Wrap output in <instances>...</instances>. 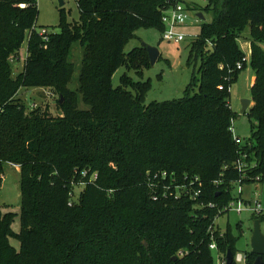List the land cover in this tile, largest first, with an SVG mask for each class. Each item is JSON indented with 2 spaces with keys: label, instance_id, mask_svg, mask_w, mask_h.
I'll return each mask as SVG.
<instances>
[{
  "label": "trees",
  "instance_id": "trees-1",
  "mask_svg": "<svg viewBox=\"0 0 264 264\" xmlns=\"http://www.w3.org/2000/svg\"><path fill=\"white\" fill-rule=\"evenodd\" d=\"M75 1L78 21L62 20L58 32L41 34L37 0H0V186L6 163L20 167V229L11 227L13 210H0V264H215L209 226L232 198L234 182L264 183V0H206L201 11L210 21L201 22L190 44L187 64L199 63L183 97L148 104L149 79L124 73L113 87L112 75L125 66L142 77L147 51L125 54L126 42L141 27L162 33V10L182 0ZM25 40L23 69L12 78L9 58ZM240 41L250 44L255 76L246 143H236L229 130ZM75 43L82 48L86 108L66 87ZM45 85L65 99L58 101L61 114H27L18 89ZM238 158L256 166L241 176ZM83 171L86 183L69 205ZM162 171L179 183L198 179L201 194L163 197L155 187ZM92 174L97 178L89 182ZM212 232L221 253L237 252L230 230ZM178 250L186 254L175 256ZM245 252L252 264L256 255Z\"/></svg>",
  "mask_w": 264,
  "mask_h": 264
},
{
  "label": "rangeland",
  "instance_id": "rangeland-1",
  "mask_svg": "<svg viewBox=\"0 0 264 264\" xmlns=\"http://www.w3.org/2000/svg\"><path fill=\"white\" fill-rule=\"evenodd\" d=\"M185 3L188 18L184 25L179 26L185 39L181 42H173L162 39L161 31L153 27H141L135 31V36L128 39L124 46V53L136 47H140L143 43L156 46L159 51V57L148 68L143 69L142 77L138 76L135 71L127 70L125 66L117 68L112 75V85L117 87L121 84L120 78L124 73L130 75L135 81L150 80L149 89L144 97L146 104L152 101H166L183 97L186 88L188 87L194 64L197 67L199 61H193L190 65L187 64L190 44L200 33L201 22L210 21V15L204 14V19H200L197 14L202 13L201 9L206 5V0H182ZM38 17L37 25L42 26L40 31L58 32V25L62 20L73 22L79 20V13L75 0H63V5L59 6L57 0H37ZM163 14V10H162ZM162 17V16H161ZM244 41H240L241 49L245 55L246 63L238 73L237 79L229 86L230 91V106L235 112L232 125L234 135L239 137L242 143H246L250 137V120L247 112H241V100L251 99L250 87L252 86V70L249 62V47ZM247 42V41H246ZM27 40H25L19 50L18 56H11L9 63L11 65V77L16 75L23 69L24 60L26 57ZM264 49V45H263ZM69 61L72 63L73 71L70 81L67 83V89L72 91L77 96V105L80 108H86L87 105L83 102L82 93L79 89L80 80L79 72L81 69V54L82 48L79 43H75L70 51ZM198 76L197 73H195ZM16 97L25 105V112L28 114L36 108L47 111L52 115L61 114L58 108V101L61 99L60 93L51 85L41 87H20ZM63 98V97H62ZM64 99V98H63ZM65 100V99H64ZM64 102V101H63ZM250 107V104L246 108ZM253 121V120H252ZM244 153V152H243ZM20 167L12 163L4 165V174L2 175V183L0 186V210L7 208L13 210L14 216L11 227L15 233L20 229ZM250 181H257V176L248 178ZM83 186L78 182L73 183V193L71 202L78 199L79 193ZM241 190L238 196V190ZM231 199H242L243 207H247L246 203L259 202L261 208L260 230L264 235V183L259 182H235L231 189ZM230 199V200H231ZM218 216L214 217L213 223L209 226V230L213 231L219 228L220 233L230 230L236 238L235 251L245 252L250 250V238L254 224V214L251 211L244 210L238 214L233 209L219 212ZM10 244L19 249V240L16 236L9 238ZM246 253V252H245ZM233 254V253H232ZM178 256L179 255H175ZM215 261V259H214ZM233 263V262H232ZM242 264V263H241Z\"/></svg>",
  "mask_w": 264,
  "mask_h": 264
},
{
  "label": "built area",
  "instance_id": "built-area-1",
  "mask_svg": "<svg viewBox=\"0 0 264 264\" xmlns=\"http://www.w3.org/2000/svg\"><path fill=\"white\" fill-rule=\"evenodd\" d=\"M188 18V12L185 6V3L183 1H177L175 4L170 5L163 9V14L161 17V20L165 26L163 32L161 33V37L164 40L167 41H173V42H181L185 39L184 33L178 29L179 26H182L185 24L186 19ZM41 34L45 33L44 31H39ZM246 63L245 55L242 56V59L236 64L235 69L240 70L243 67V64ZM233 123H231L229 130L233 136V139L236 143H242L241 139L234 135V128ZM243 158H246V154L243 155ZM234 165L240 172L241 176H245L247 168L256 166V163L249 164L248 162H245L241 158H238ZM87 175L86 171H83L81 174V180L78 182L80 185L84 186L86 181L84 180V177ZM155 177H158L159 180L155 184V187L157 185V188H161L162 192L161 195L163 197L165 196H173L178 197L181 195H185L189 197L192 200H196L197 197L202 192V186L201 183L198 181V179H195V181H189V182H182L179 183L175 177H173L172 174H168L166 171L158 172L155 174ZM97 178L96 174H92L89 176L88 181L93 182ZM170 179L169 182H165L166 180ZM235 183V182H234ZM72 192L69 193V195L72 197ZM241 190L239 188L238 190V196H240ZM243 200L234 198L231 199L226 205H224L219 212L221 211H227L230 209H233L236 213L240 214L244 210L251 211L254 214H261V208L259 202H253V203H246L248 206L243 207ZM69 205L72 204L71 200L68 202ZM214 203H209V207H213ZM212 234L211 241L208 244V247L210 250H212L214 254L215 264H226V253H221L218 249L217 243L214 241L213 238V232H210ZM186 254V251L184 250H178L176 255H179V257H182ZM246 253L245 252H236L233 255V262L236 264H246Z\"/></svg>",
  "mask_w": 264,
  "mask_h": 264
},
{
  "label": "water",
  "instance_id": "water-1",
  "mask_svg": "<svg viewBox=\"0 0 264 264\" xmlns=\"http://www.w3.org/2000/svg\"><path fill=\"white\" fill-rule=\"evenodd\" d=\"M59 6L63 5V0H57ZM166 1H172V0H166ZM197 16L200 19H204V16L202 13H198ZM142 47H145L149 59L150 65H152L157 58L159 57V51L156 46L148 45L146 43H143ZM63 98L59 100L60 103H62ZM250 103L249 99H242L241 100V112H245L246 108L248 107ZM250 250L252 253L256 255L255 260L252 264H263L262 256L264 255V235L261 233L260 230V221L259 219L254 220L253 229H252V235L250 238ZM175 257H173L174 259ZM226 264H231L233 262V254L231 250L226 251Z\"/></svg>",
  "mask_w": 264,
  "mask_h": 264
},
{
  "label": "crops",
  "instance_id": "crops-1",
  "mask_svg": "<svg viewBox=\"0 0 264 264\" xmlns=\"http://www.w3.org/2000/svg\"><path fill=\"white\" fill-rule=\"evenodd\" d=\"M243 43H246L248 45V47H249V50H250V44L248 42H246V41H244ZM249 55H250V53H249ZM254 79H255V76H254V74L252 72V78H251L252 84L254 82ZM249 104L251 106V104H252V98L250 99V103Z\"/></svg>",
  "mask_w": 264,
  "mask_h": 264
}]
</instances>
